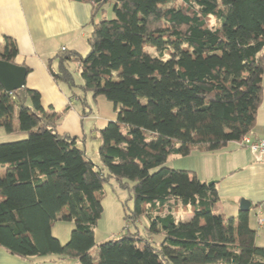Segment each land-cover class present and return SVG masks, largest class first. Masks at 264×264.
I'll use <instances>...</instances> for the list:
<instances>
[{"label":"trees","instance_id":"obj_1","mask_svg":"<svg viewBox=\"0 0 264 264\" xmlns=\"http://www.w3.org/2000/svg\"><path fill=\"white\" fill-rule=\"evenodd\" d=\"M83 1L93 2L88 52L61 50L48 70L82 106L87 93L103 97L116 117L98 130L94 164L83 138L57 130L69 105L45 108L26 84L13 91L0 84V127L25 133L0 142V247L20 258L81 264H264L247 211L226 216L217 182L164 165L170 155L213 152L254 129L263 98L264 0ZM5 41L0 59L13 62L16 45ZM110 178L134 198L125 218L135 224L145 216L147 224L98 243L94 227ZM64 206L73 228L62 244L52 225ZM180 209L191 217L181 220Z\"/></svg>","mask_w":264,"mask_h":264},{"label":"crops","instance_id":"obj_2","mask_svg":"<svg viewBox=\"0 0 264 264\" xmlns=\"http://www.w3.org/2000/svg\"><path fill=\"white\" fill-rule=\"evenodd\" d=\"M92 14L91 1L0 0V50L5 47L6 39L15 43L17 52L13 55V62L28 68L25 84L39 92L42 105L45 108L50 106L56 111L70 106L62 116L57 127L58 132L83 139L84 124L88 121L89 112L79 100L71 97L64 84L54 79L48 70L47 62H50L53 69L55 65L56 69L57 58L53 57L59 51L73 50L83 55L89 49L87 37L91 32ZM98 17L96 15L94 20L97 21ZM71 63L73 64V61L68 62V67ZM77 69L79 70V66ZM13 123L17 126L15 119ZM89 127L91 129V125ZM251 136L264 137V83L263 98ZM189 156H194L193 158L202 163L201 168L194 170L199 179H213L217 182V205L221 213L236 219L241 211L240 199L251 203L245 211L249 214L250 226L256 231L255 243L264 246V222L258 223V218H264V161H257L250 149L238 142H230L213 152L192 151ZM5 169L0 165V176L4 174ZM64 210L67 213L65 219L71 220L67 206L62 208L58 217L64 218ZM0 264L81 263L74 260H51L50 257L41 256L20 258L0 247Z\"/></svg>","mask_w":264,"mask_h":264},{"label":"rangeland","instance_id":"obj_3","mask_svg":"<svg viewBox=\"0 0 264 264\" xmlns=\"http://www.w3.org/2000/svg\"><path fill=\"white\" fill-rule=\"evenodd\" d=\"M103 8L104 16L106 18H112L113 11L111 2H104ZM88 50L89 49H87L84 54H86ZM69 67L73 73L75 83L80 85L82 83V78L80 76V71L77 69L78 64L73 61V64L71 63ZM76 88L79 90V87ZM87 100L88 104L85 106V109L89 112V118L84 124V143L86 147V154L94 164H100L98 151L100 140L98 138V130L103 128L109 120L115 119L116 113L112 102L103 97L93 100L91 94L87 93ZM79 106L80 104L78 103L77 107ZM89 109H91V111H89ZM89 125H91V129ZM24 136L25 133L21 130L6 132L2 127H0V138H2L0 142L17 140L23 138ZM189 154L184 156L170 155L166 159L164 165L170 168L186 170H195L198 169V167L201 168L202 163L198 162L196 158H193L194 156H191L192 158H190ZM101 204L103 210L94 227L96 242L99 243L110 238L117 237L121 232L126 231L127 228L131 231L138 229L140 232H144L145 225L147 224L145 216H141L135 224L132 223L129 218H125V214H132V210L134 209V198L125 187L118 183L116 179L110 178L104 183L101 195ZM64 211L65 214H63V216L66 217V210ZM191 215L192 213L181 209L176 213V216L183 221L188 220ZM72 228V220L59 216L52 225V234L56 236L62 244H65L68 241ZM158 238L160 239V235H153V239L156 241ZM90 256L93 259H96V248L91 249Z\"/></svg>","mask_w":264,"mask_h":264},{"label":"water","instance_id":"obj_4","mask_svg":"<svg viewBox=\"0 0 264 264\" xmlns=\"http://www.w3.org/2000/svg\"><path fill=\"white\" fill-rule=\"evenodd\" d=\"M100 1L95 0V2ZM26 73V68L23 65L0 59V84L6 91H13L24 86ZM214 182V180H210L207 183L212 184ZM250 205L248 200L242 198L239 202V209L248 210Z\"/></svg>","mask_w":264,"mask_h":264},{"label":"built area","instance_id":"obj_5","mask_svg":"<svg viewBox=\"0 0 264 264\" xmlns=\"http://www.w3.org/2000/svg\"><path fill=\"white\" fill-rule=\"evenodd\" d=\"M238 143L248 147L257 161H264V137H252L251 133H249L244 135ZM263 222V217L258 218L259 224Z\"/></svg>","mask_w":264,"mask_h":264}]
</instances>
